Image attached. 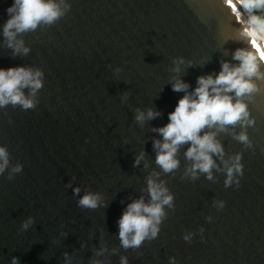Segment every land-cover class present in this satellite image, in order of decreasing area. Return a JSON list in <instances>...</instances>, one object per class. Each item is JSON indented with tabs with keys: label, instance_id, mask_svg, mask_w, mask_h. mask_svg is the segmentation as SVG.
I'll list each match as a JSON object with an SVG mask.
<instances>
[{
	"label": "water",
	"instance_id": "obj_1",
	"mask_svg": "<svg viewBox=\"0 0 264 264\" xmlns=\"http://www.w3.org/2000/svg\"><path fill=\"white\" fill-rule=\"evenodd\" d=\"M13 2L0 0V68L43 75L34 96L23 90L33 108L0 106L9 159L0 174V264H264V80L254 77L259 91L242 98L253 123L201 132L215 133L224 150L223 159L213 155L211 179L193 178L188 144L168 173L153 148L162 140L153 129L186 94L172 90L176 79L192 93L198 77H215L225 61L238 66L235 51L251 47L238 0H53L62 15L9 47L3 28ZM150 108L160 115L138 122L137 111ZM241 132L250 146L236 139ZM237 155L241 172L226 186ZM149 178L167 189L171 206L154 238L125 249L118 221L133 201L150 202ZM88 193L100 195L97 208L79 206Z\"/></svg>",
	"mask_w": 264,
	"mask_h": 264
},
{
	"label": "clouds",
	"instance_id": "obj_2",
	"mask_svg": "<svg viewBox=\"0 0 264 264\" xmlns=\"http://www.w3.org/2000/svg\"><path fill=\"white\" fill-rule=\"evenodd\" d=\"M238 6L248 15L242 33L251 45L249 49H237L233 54V59L239 61V65L230 66L227 61L223 62L221 71L215 77H198V86L192 93H187L189 85L182 80L176 79L172 84L173 91L186 94L178 100L174 111L168 114L169 122L163 127L153 129L162 137V140H154L153 148L157 150L156 164L165 173L179 166L176 153L181 145L188 144L185 156L193 161L189 170L193 178L199 171L207 173L211 179V170L216 167L213 155L223 159L224 150L216 140L215 133L205 132L201 135V132L216 125H220L223 130L226 125H236L242 121L253 123L247 119L249 113L242 98L259 91L253 82L254 77L264 80V73L259 70L260 64L264 63V53L260 51L264 48V0H238ZM7 12L10 18L4 24L3 35L7 38L9 47L14 46L12 42L18 33L35 30L40 22L51 24L62 15L53 0H14ZM22 44L20 41L15 45L16 52L20 51ZM23 51L27 53L28 49L24 48ZM177 63H183V60H177ZM174 70L179 71V68ZM42 75L40 70L34 71L23 66L0 68V106L11 103L19 104L24 109L33 108V100L27 98L23 90L30 89L31 95L34 96L36 90L42 87ZM229 93H234L235 102ZM159 115L158 111L150 108L146 115L138 110L135 118L143 123L146 119L152 120ZM236 139L250 146L246 132H241ZM143 155L141 153L136 158V165ZM239 159L240 156L237 155L236 163L227 168L226 186L231 184L234 171L241 172ZM8 164V153L5 148L0 147V174ZM12 171H21V166L16 165ZM9 178L11 179V176ZM147 186L150 202L145 203L143 198L133 201L127 205L118 221L119 238L125 249L139 248L146 238H154L159 231L161 218L165 215L163 206H171L172 196L167 193L166 188L152 178L148 179ZM74 191L78 193L79 189ZM100 200L99 194L88 193L78 203L82 208L95 209ZM32 222V218H29L22 227L27 229ZM185 239L188 240L189 237L185 236ZM13 264H17L16 258H13ZM121 264H127V259L121 258Z\"/></svg>",
	"mask_w": 264,
	"mask_h": 264
},
{
	"label": "snow or ice",
	"instance_id": "obj_3",
	"mask_svg": "<svg viewBox=\"0 0 264 264\" xmlns=\"http://www.w3.org/2000/svg\"><path fill=\"white\" fill-rule=\"evenodd\" d=\"M261 53H264V48L260 49ZM262 58H264V55H262Z\"/></svg>",
	"mask_w": 264,
	"mask_h": 264
}]
</instances>
